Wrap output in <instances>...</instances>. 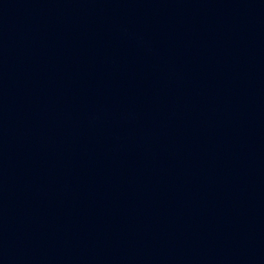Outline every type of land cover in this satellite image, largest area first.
<instances>
[{
    "label": "water",
    "instance_id": "95a60500",
    "mask_svg": "<svg viewBox=\"0 0 264 264\" xmlns=\"http://www.w3.org/2000/svg\"><path fill=\"white\" fill-rule=\"evenodd\" d=\"M0 264H264V0H0Z\"/></svg>",
    "mask_w": 264,
    "mask_h": 264
}]
</instances>
